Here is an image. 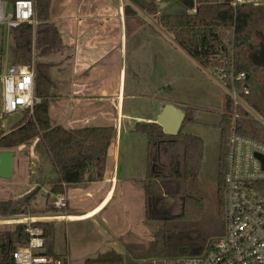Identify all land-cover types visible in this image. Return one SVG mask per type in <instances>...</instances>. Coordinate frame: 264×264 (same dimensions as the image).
Listing matches in <instances>:
<instances>
[{
    "label": "trees",
    "instance_id": "1",
    "mask_svg": "<svg viewBox=\"0 0 264 264\" xmlns=\"http://www.w3.org/2000/svg\"><path fill=\"white\" fill-rule=\"evenodd\" d=\"M127 1L137 5L148 16L159 13L160 27L200 67L226 68L233 70L236 76L245 75L242 82L234 83L237 91L243 87L248 89V95L240 96L243 106L237 107L236 131L243 137L264 144V2L232 7L229 0H196V5L178 0L174 4L179 8L167 15L158 11V0ZM33 4L35 27L21 25L11 31L10 38L14 63L25 68L33 63L34 93L41 102L33 107L32 114L26 112L8 133L0 135V150L11 151L20 146H30L34 141L39 142L56 175L50 192L57 194L63 192L64 186L102 181L115 129L87 127L65 130L50 126L48 107L52 83L49 73L52 64L43 63L40 59L60 53L63 45L57 28L49 21L51 0H33ZM193 8L194 13L189 14ZM134 14L130 7L124 8L125 16L133 17ZM227 86H230L229 81ZM224 106L225 112L218 122L217 216L214 218L205 214V202L199 195L204 142L198 136L183 133V128L193 122L196 109L190 107L184 110V121L177 135L163 133L162 127L156 123L135 125L134 133L142 135L146 144L143 182L145 215L149 221L159 220L162 223L147 250H144L143 259L173 261L183 256H194L224 234L225 157L234 109L227 94ZM42 188L36 186L19 199L0 201V219L32 213L30 206ZM51 208L53 212H61L53 206ZM50 223H35L42 230L45 253L65 259L63 255L53 253L54 224ZM24 229L25 225L18 224L13 232L0 233V264H13L12 253L27 243ZM84 264L139 263L111 257L87 259Z\"/></svg>",
    "mask_w": 264,
    "mask_h": 264
},
{
    "label": "crops",
    "instance_id": "2",
    "mask_svg": "<svg viewBox=\"0 0 264 264\" xmlns=\"http://www.w3.org/2000/svg\"><path fill=\"white\" fill-rule=\"evenodd\" d=\"M125 7L135 12L133 17L124 15ZM138 12L143 19H138ZM49 21L57 28L63 45L60 53L40 59L52 64L49 73L52 83L48 107L50 126L65 130L115 129L102 181L70 185L83 199H94L91 208L86 212H71L66 218L52 217V221L67 223L97 214L114 200L121 183L130 189L142 187L138 190L144 208L146 147L143 151L145 164L140 168L138 180L128 175L120 180L121 141L124 133L129 139H136L140 134L134 133L135 125L155 123L164 106L176 107L164 97L169 86L167 77L171 74L165 72L163 51L180 47L172 36L163 33L154 18H149L136 5H129L127 0H51ZM192 60L196 68L205 71ZM172 71L180 75V71L174 68ZM142 103L151 110L141 112ZM176 108L184 113L183 109ZM68 186L63 187L66 198Z\"/></svg>",
    "mask_w": 264,
    "mask_h": 264
},
{
    "label": "rangeland",
    "instance_id": "3",
    "mask_svg": "<svg viewBox=\"0 0 264 264\" xmlns=\"http://www.w3.org/2000/svg\"><path fill=\"white\" fill-rule=\"evenodd\" d=\"M160 1L170 2V0ZM218 1L223 2L224 0ZM252 1L257 4L264 2V0ZM194 2L196 5V0ZM129 5L134 6L131 2ZM136 8L139 7L136 5ZM158 11L162 12L159 8ZM188 13L193 14L194 12L190 10ZM158 14L149 16V18H154L156 24L159 25ZM137 17L143 19L139 12ZM162 31L167 34L164 29ZM12 54L13 42L10 37L6 38L5 31L0 28V70L4 66L14 63ZM163 54L165 72L167 75L171 74L167 77L169 86L164 97L169 103H173L183 110L182 106L196 107L195 118L191 124L183 128V133L198 136L204 142L203 164L199 175V195L205 202V214L214 218L217 216L215 177L219 147L218 122L225 112L224 98L227 93L216 74L221 68L199 70L195 67L193 60L177 48L174 51L164 49ZM173 68L180 71V75H175L172 71ZM154 100L155 98L150 103L151 107H153ZM139 108L141 112L151 110L146 103H142ZM24 115L12 114L0 121V135L8 133L10 128ZM252 115L255 117L254 114ZM128 136L124 133L121 141L119 179L128 175L134 180H138L140 168H143L145 164L143 154L146 147L145 139L141 135L133 140ZM11 152L15 154L12 162V175L9 180L0 179V201L22 198L36 186L44 187L45 191L49 192L56 175L43 146L36 142L31 146H20ZM139 188L142 190V187ZM138 189L124 187V184L121 183L114 200L104 210L101 209L95 214L96 216L67 223L53 222L51 218H66L71 212H86L91 208L94 199H83L80 192L69 185L66 198L68 208L57 213L53 212L51 208L50 196H44L41 191L30 206L32 213H28L27 216L0 219V233L13 232L18 224L24 225V220L28 218H41V221H46L37 223L52 222L54 224V226L52 224L54 227L53 253L63 255V258L65 257L70 264H84L87 259L111 257L131 262L138 261L139 264H161L164 261L162 259H143L145 258L144 250H147L162 223L159 220H147L143 208V198L141 201L139 200L142 194H139Z\"/></svg>",
    "mask_w": 264,
    "mask_h": 264
},
{
    "label": "built area",
    "instance_id": "4",
    "mask_svg": "<svg viewBox=\"0 0 264 264\" xmlns=\"http://www.w3.org/2000/svg\"><path fill=\"white\" fill-rule=\"evenodd\" d=\"M229 4L236 7L257 3L252 0H229ZM191 10L194 12V8ZM27 24L36 25L33 0H0V28L5 31L6 38L10 37L12 30ZM229 70L221 68L216 73L234 108L225 157L224 234L211 241L200 254L161 264H264V144L243 137L236 131L237 107L243 106L240 96L248 95V89L243 87L237 91L234 83L242 82L245 75L236 76L233 70ZM227 81L230 82L229 87ZM34 86L33 63L28 68L15 63L1 68L0 121L12 114L33 113V107L41 102L35 96ZM43 194L50 196L56 210L65 211L68 208L63 192L52 194L44 190ZM24 221L27 243L12 253L13 264H70L66 259L46 255L41 228L35 225L37 222L32 218Z\"/></svg>",
    "mask_w": 264,
    "mask_h": 264
},
{
    "label": "water",
    "instance_id": "5",
    "mask_svg": "<svg viewBox=\"0 0 264 264\" xmlns=\"http://www.w3.org/2000/svg\"><path fill=\"white\" fill-rule=\"evenodd\" d=\"M189 1L191 4H193L192 0H184ZM159 9L161 11L165 10L170 3L162 2L159 0ZM179 7L177 4H173L169 10L165 11L167 15H169L171 12H174ZM165 108L162 110L161 114L158 116L156 120V124L161 126L163 129V133L167 135H177L181 128L182 123L184 121V113L180 110H178L174 106L166 105ZM13 158H14V152L11 151H0V179L2 180H9L12 175V169H13Z\"/></svg>",
    "mask_w": 264,
    "mask_h": 264
},
{
    "label": "flooded vegetation",
    "instance_id": "6",
    "mask_svg": "<svg viewBox=\"0 0 264 264\" xmlns=\"http://www.w3.org/2000/svg\"><path fill=\"white\" fill-rule=\"evenodd\" d=\"M173 1V2H172ZM172 1H170V2H167V3H170V5L165 9V10H163L164 12L165 11H167V10H169V8L174 4V1H178V0H172ZM172 2V3H171ZM181 7V6H180Z\"/></svg>",
    "mask_w": 264,
    "mask_h": 264
},
{
    "label": "bare ground",
    "instance_id": "7",
    "mask_svg": "<svg viewBox=\"0 0 264 264\" xmlns=\"http://www.w3.org/2000/svg\"><path fill=\"white\" fill-rule=\"evenodd\" d=\"M32 219H33L34 222H37V221L35 220V218H32ZM15 222H19V221H15Z\"/></svg>",
    "mask_w": 264,
    "mask_h": 264
}]
</instances>
